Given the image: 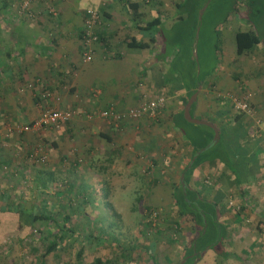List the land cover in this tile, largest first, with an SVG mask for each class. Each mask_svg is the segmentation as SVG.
<instances>
[{
	"label": "crops",
	"instance_id": "1",
	"mask_svg": "<svg viewBox=\"0 0 264 264\" xmlns=\"http://www.w3.org/2000/svg\"><path fill=\"white\" fill-rule=\"evenodd\" d=\"M176 1L52 0L55 15L18 19L13 12L10 14L17 1L0 0V221L2 216L8 215L17 221L18 214L13 206L18 205L26 210L57 212L51 209V201L57 194L53 191L41 194L39 203L23 204L28 199L34 200L29 189L31 185L45 186L55 176L69 178L67 183H73L74 188L77 186L75 193L91 195L96 200L107 199V195L109 200H113L114 193H118L116 190L113 193L110 187L114 161L124 159V166L128 168L126 175L135 174V168L141 166L139 157L142 155L135 157V153L140 152L153 158V172L146 180L140 172L136 177H142L141 180L131 176L134 177V184L150 186L146 188L148 193L145 198L142 186L135 191L133 199L144 198L148 202L146 206L175 211L172 186L180 182V169L188 157L189 146L170 125V112L180 105L181 93L185 91H169L167 84L154 85L159 84V69L153 55L159 48L153 41L133 50L126 47L125 38L136 32L137 22L155 15L162 16L163 24L170 25L175 20ZM205 1L208 3L209 0ZM128 2H134L135 6ZM31 4L34 8H41L46 2L33 0ZM237 6L241 12V5ZM214 7L205 16L203 33L208 35L215 25L221 34L218 47L223 57L235 52L234 31L250 27L246 15L237 11L228 12L223 20L215 22L209 16ZM86 8L100 10L106 23L96 29L98 40L91 42V57L87 60L83 59L84 47L80 42ZM225 40L231 41H227L228 48L222 44ZM236 75L221 69L211 74L212 85L207 87L204 84L196 93L192 116L232 126V130L225 131L224 139L226 142L231 141L230 138L234 140V150L239 147L234 161L253 162L255 168L251 178L242 180L239 186L233 183L227 185V180H232L233 175L222 162L216 160L197 164V176L193 175L195 172L188 176V184L200 189L203 197L217 200L221 225L218 253L207 246L199 251L193 264H264V81L254 85L250 78H241L246 84L243 91L249 100L251 98L252 111L234 118L238 111L222 96L237 90ZM45 90L51 91L52 95H44ZM155 91H162L165 103L154 118L141 117L135 122H125L117 130L97 116H86V112H96L108 105L124 111L144 99L141 92H149L153 97ZM53 96H58V103L63 108L76 109V113L56 130L3 134L5 123L31 120L38 114L41 103L47 104L45 106L53 103ZM48 152L57 157L53 156L50 161L46 158ZM40 153L43 157L37 159ZM44 159L46 162L39 164L41 167L32 163ZM75 159L82 160L83 164H72ZM129 166L132 168L130 171ZM77 170H82L79 178L75 176ZM87 171L92 176L90 179L81 174ZM162 171L164 173L160 176ZM223 176L226 178L224 181ZM129 181V176H124L118 182ZM225 182L227 187L222 191L219 188ZM94 183L96 186L104 184V188L99 192L92 188L86 190V186ZM67 191L63 188L57 196L59 201L67 199ZM12 193L16 198L12 197ZM113 207L118 210L117 205ZM65 211L59 216L68 215ZM11 225L12 222L7 223L0 230ZM179 229L182 236L173 247H169L173 250H168L171 260L181 253L186 239L193 234L187 222ZM178 263L182 262L175 264Z\"/></svg>",
	"mask_w": 264,
	"mask_h": 264
},
{
	"label": "rangeland",
	"instance_id": "2",
	"mask_svg": "<svg viewBox=\"0 0 264 264\" xmlns=\"http://www.w3.org/2000/svg\"><path fill=\"white\" fill-rule=\"evenodd\" d=\"M15 1L17 2L10 10V14L13 12L15 17L18 19L44 18L46 15H49V12H47L45 6L41 8H34L31 2L29 9L30 14L19 11V3L21 0ZM221 2H225V0H221ZM245 2L248 5V14L250 16V18L247 17V24L257 34L259 41L249 52H244L241 54H237L235 52L229 54L227 53L222 57L221 49L219 48L220 58L217 59V64L219 63L218 69H221L227 74L236 73L238 78L237 81H235L237 82L238 86L237 90L235 92L233 91L234 93H225L222 96L223 99L227 100L230 105H233L231 101L232 96L238 99L244 98L245 101L248 103L250 102L249 111H252L251 98L249 100V97L246 96L247 93L243 91L245 90L246 84L243 83L241 78H250L251 81H254V85L258 84L259 81H264V0H238V2L235 0V2L232 4L238 3V5H241V14L245 13ZM163 26L168 27L169 25L167 26L164 23ZM241 26H243V24H241ZM218 38H221L220 33H218ZM229 40L222 42L226 48L229 47L227 45V41L231 42ZM226 52L229 51L226 50ZM211 79H213V77ZM213 81L214 80H212L211 85ZM202 87H204V84H199L198 91ZM22 91L23 90H21V92ZM250 94L253 95V93ZM140 95L144 99L152 97V94L149 92H141ZM259 95L261 96L262 94L259 93ZM183 98L184 92L181 93L179 101L180 105L182 104ZM58 102V96H53V103H49L48 106H57L59 108H63ZM45 105L47 104L41 103L39 106V111L41 108L47 107ZM240 111L245 113L248 112L245 110ZM26 122L15 121L13 123L21 124ZM8 123L10 122L8 121ZM41 129L56 130L57 128L45 126L39 129H30L28 132H33L34 134L35 131H41ZM26 132L15 133L21 135L22 133ZM140 154H142L139 157L141 166L139 163L140 167L135 168V174L130 173L126 175L128 168L124 166V159L118 158L116 161H114L112 179L113 183L110 187L113 188V193L115 190L118 192L114 193L112 196L115 200H109L107 195V199L96 200L91 197V195L84 196L81 193H75L74 189H76L77 186L74 188L73 183L71 185L67 183L68 180H70L69 178H59L60 176H55L53 179H51V181L49 180L47 184L42 187H34L31 185L29 189L33 192L34 200L29 201L28 199V201H23V204L27 206L31 204L32 201L33 204L39 203L38 198L41 194L50 193L52 191L56 192L57 194L55 200L51 201V209L57 211L54 213L57 217V222L52 219H35L30 223H28L29 221H27V223H25L26 221H23L17 224V221L14 219V217H11L10 215L2 216L0 227L4 225L6 226L7 223L11 222L12 225L0 230V264H90L95 255H100L102 257L117 255V257L120 259V262L123 264H128V257L132 255L135 256L136 264H146L149 261L152 263L156 262L157 264H175L180 261L183 250L178 256H174L172 260L169 259L168 250H173L169 249V247H173L175 241H177L178 238L182 236V234H180L179 228L182 224L186 222L188 223V221L181 219L180 216L175 212H171L169 209L167 210L163 207L149 206L150 209L145 207L148 203L144 199L146 197V193H148L146 192V188L150 186L134 184V177L135 180H141L142 177H136L137 172H140L141 176H144V179L146 180V178H148V176H150L151 172L153 171L151 170V167L148 169L145 168V162L149 160L152 161L153 158L150 155L144 156V154L141 152L139 154L135 153V157H138ZM46 156V158H48L50 161L52 160L53 156L57 157L56 154L51 152H48ZM44 162H46V159L36 162L32 161L34 166H39V164ZM74 163L80 165L83 164V161H77L75 159L73 160L72 164ZM131 169L132 168L129 166V171ZM80 171L82 172V170ZM80 171L77 170L75 172V176L78 178ZM71 172L74 173V171ZM163 173V171L160 172V176H162ZM81 174L86 175V179H90L92 177H90L88 171ZM132 175L134 176L133 178H131ZM124 176H129V183L124 182L123 184H119L118 181L122 180ZM73 180L74 179H72V181ZM98 185L99 186H96L94 183L93 185H88L85 188L88 191L89 188H92L94 191L99 192V189L104 188V184ZM141 187L142 191L144 192V198L134 200L133 196L135 195V191ZM63 188H66V191L69 188L70 189L67 191V199H65L64 202H61L59 201L60 197L58 198L57 196L62 193ZM161 188L162 190L165 189L164 187ZM14 195L15 193L12 197L16 198ZM8 198L10 199L11 197L8 196ZM116 205L118 206V210L113 207ZM64 210H66L65 212H67L69 216V221L64 224V226L67 225L69 229L66 231V234L62 240L57 241V243L51 249L46 251V247L50 246L49 244L52 240V236L49 232L57 231L61 224V217L59 214ZM151 210H154L156 213L151 215ZM85 233H90L94 236H104L105 239L98 245L94 244L93 242L90 243V245H87V243L83 249L81 257L76 258L75 252L79 242L77 235L80 236L84 235ZM187 240L188 238L185 242H187ZM149 251L154 254L153 259L149 258ZM125 252L127 255H125Z\"/></svg>",
	"mask_w": 264,
	"mask_h": 264
},
{
	"label": "trees",
	"instance_id": "3",
	"mask_svg": "<svg viewBox=\"0 0 264 264\" xmlns=\"http://www.w3.org/2000/svg\"><path fill=\"white\" fill-rule=\"evenodd\" d=\"M204 1L205 0H177L174 12L175 20L168 27L163 26L162 16L155 15L149 19L137 22L135 24L136 32L127 35L125 38L126 47L133 50L145 47L150 41H153V43L156 44V47L159 48V51L156 48L155 54L153 55L154 60L157 61L156 63L158 64L157 66L159 69V73L157 74L159 84L154 85L159 87L167 84L169 91L178 89H183L185 91L182 104L173 107L170 112V125L180 133L181 138L189 146L188 157L180 169V173H183L185 186L182 187L179 181L172 186V202L175 208L174 212L179 215L181 219L188 221V224L193 230L192 236L188 238L185 248L183 249L182 258H184V260L182 263L178 264H193L194 260L198 258L199 251L207 246L213 248L217 254L220 243L221 235L219 236V228L221 225L218 221L219 209L217 200L206 199L201 195L200 189L193 188L187 182L188 176L193 172H195L193 175L195 174V177L197 176V164L203 161L212 162L214 160L222 162L228 172L233 175L232 180H227V185L233 183L237 186L240 185L242 180L251 178L255 168L252 164L253 162L234 161L235 152H237L239 147L234 150V140L230 138L231 141L226 142L224 139L225 131L232 130V126L228 127L227 124H218L217 122L211 121L210 122L217 128L219 134L218 139L205 150L198 153L189 167L186 166L191 154L201 146L205 145L212 136V129L209 126L189 122L182 116V106L188 95L196 89L198 84L211 85V74H214L219 68V63L217 64V59L220 58L218 32L213 24L211 33H208V35L203 33L204 17L208 14L207 12L212 6H215V9L214 11L211 9L212 13L209 14V16L211 19L215 20V22L223 20V18H225L224 15L228 12L237 11L238 14H240L237 6L238 3L232 4L235 0H225V2L220 3H217L216 0H209L201 14L200 21H198L196 18L197 11ZM128 4L135 6L134 2H128ZM245 6L244 14L246 15V18H250L246 2ZM48 16L53 15L49 13ZM198 24V35L195 41L197 59L195 60L192 56L191 50L193 47L195 26ZM258 41L257 34L251 28L236 29L234 31V48L237 54L249 52ZM155 92V95H163L162 91ZM164 103L165 100L161 106L162 108L164 107ZM194 103V101L191 103L189 109L191 115ZM247 105L249 106L248 102ZM242 113L243 111L238 110V113L234 115V118ZM157 115L158 114H156V116ZM236 143L238 144L237 140ZM222 178L223 181L226 180L224 176ZM227 185L226 182L222 183L221 187L219 186V189L224 191L223 189H225ZM13 207L14 211L18 214L17 224L23 221H26L25 223L29 221L28 223H30L35 219H52L57 222V217L49 211L26 210L20 205ZM145 207L150 209L149 206ZM68 221L69 216L63 215L57 231L49 232L52 236V240L50 241V246L46 247V251L51 249L57 241L63 239L66 231L69 229L67 225L64 226ZM77 236L79 242L75 252L76 258L81 257L83 249L87 243V245H90V243L93 242L98 245L105 239L104 236H94L90 233ZM125 255H127L126 252ZM149 257L151 259L154 258V254L150 251ZM120 263L122 262H120L117 255L110 257L95 255L90 264ZM128 264H136L134 255L128 257ZM146 264L157 263L149 261Z\"/></svg>",
	"mask_w": 264,
	"mask_h": 264
},
{
	"label": "built area",
	"instance_id": "4",
	"mask_svg": "<svg viewBox=\"0 0 264 264\" xmlns=\"http://www.w3.org/2000/svg\"><path fill=\"white\" fill-rule=\"evenodd\" d=\"M33 0H21L19 3V11L30 14V2ZM45 8L47 12L55 14L56 11L52 5V0H45ZM105 23V18L102 12L93 8H86L84 10L83 26L80 33V42L84 47L82 51L83 59L87 60L91 57L92 41L98 40L96 29ZM92 90V92H94ZM44 95H52L51 91H43ZM53 98V97H52ZM57 98V97H56ZM165 100L164 95L156 94L153 97L145 98L136 105L127 107L124 111L115 109L112 105L98 109L96 112H86L87 117L97 116L104 120L106 123L111 124L115 129H121L125 122H135L141 117L154 118L163 105ZM233 108L235 110L249 111L247 102L242 99L231 97ZM76 113V109L73 107L59 108L57 106H47L41 108L36 117L29 120L26 123H5L3 134L7 135L11 132L21 133L26 132L30 129H39L41 127L58 128L63 122L71 118ZM43 155L40 153L37 159H42ZM152 162L149 160L145 162V168L151 167ZM156 212L151 210V215Z\"/></svg>",
	"mask_w": 264,
	"mask_h": 264
},
{
	"label": "water",
	"instance_id": "5",
	"mask_svg": "<svg viewBox=\"0 0 264 264\" xmlns=\"http://www.w3.org/2000/svg\"><path fill=\"white\" fill-rule=\"evenodd\" d=\"M206 3L207 1H205L198 9L197 11V15H196V18L198 21H200V18H201V14L206 6ZM198 29H199V24L195 26V30H194V39H193V47H192V50H191V53H192V56L194 57V59L196 60L197 59V55H196V47H195V41L197 39V35H198ZM198 88H199V84L196 86V89L191 92L188 97L186 98L185 102L183 103V106H182V116L185 120L189 121V122H193V123H198V124H204V125H207L209 126L211 129H212V136L211 138L209 139V141L201 146L200 148H198L197 150H195L186 166L189 167L192 160L196 157V155L198 153H200L201 151L205 150L207 147H209L211 144H213L219 137V134H218V131H217V128L215 127V125L213 123H211L210 121L208 120H205V119H202V118H198V117H194L190 114L189 112V109H190V106H191V103L195 100L196 98V93L198 91ZM179 180H180V184L181 186H185V182L183 180V173H180V176H179ZM194 253V252H193ZM184 260V258H182L179 262H182Z\"/></svg>",
	"mask_w": 264,
	"mask_h": 264
}]
</instances>
